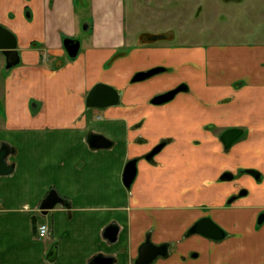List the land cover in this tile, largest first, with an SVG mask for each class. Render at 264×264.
<instances>
[{"label": "crops", "instance_id": "obj_1", "mask_svg": "<svg viewBox=\"0 0 264 264\" xmlns=\"http://www.w3.org/2000/svg\"><path fill=\"white\" fill-rule=\"evenodd\" d=\"M78 4L94 20L88 43L70 57L63 41L75 39L85 19ZM83 5L0 0V25L14 34L19 55L6 70L0 51V150L7 149L12 167L0 174V264H94L96 257L134 264L146 239L167 246V254L149 264H264V40L208 48L149 44V33L126 35L121 0ZM154 67L165 70L132 82L135 73ZM174 67L182 73L176 76ZM98 83L115 88L119 104L88 107L86 96ZM180 83L187 92L150 104ZM205 90L221 103L207 118L224 130L241 129V136L228 149L213 141V151L200 156L197 170L189 165L188 176L175 174L166 144L152 162L140 160L126 188V161L177 136L164 121L179 107L176 100H183L186 141L192 129L201 130ZM91 134L110 146L90 147ZM240 169L246 173L237 176ZM188 178L197 185L184 186ZM50 190L62 203L43 213L39 205ZM203 217L221 227L224 238L187 234ZM42 224L48 230L40 235ZM110 224L118 227L113 242L104 237Z\"/></svg>", "mask_w": 264, "mask_h": 264}, {"label": "rangeland", "instance_id": "obj_2", "mask_svg": "<svg viewBox=\"0 0 264 264\" xmlns=\"http://www.w3.org/2000/svg\"><path fill=\"white\" fill-rule=\"evenodd\" d=\"M75 1L77 4L78 0ZM121 2L124 13L122 23L129 38L136 34L168 32L171 35L170 39L160 40L161 42L170 47L186 46L191 48H208L211 44L220 43H254L264 40V0H243L241 2L228 0H121ZM86 5H88V0H84L83 6L86 7ZM79 9L80 4L76 5V10L78 13L83 11L84 14L81 17L85 19L81 22L74 40L79 44H84L88 43L90 39V30L85 31L84 23H91L94 18L91 17L89 9ZM178 65L176 64V67H179ZM176 67H174V71L178 76L182 73V69ZM141 72L143 71L138 73ZM185 78H188V75ZM224 79L226 78L223 73V78H220V81L222 82ZM139 81L142 82V80ZM191 84H194L193 81ZM154 91L155 88H152L147 93ZM162 94L164 93L154 96ZM208 94V91L205 90L203 105L207 111L200 114L201 119L198 121L202 128L201 130L192 129L191 137L193 138L190 143L186 141L188 138L183 136L185 130H183L182 119L185 114L182 110L183 100L181 98L176 100L174 106L175 108L179 107L172 109L169 115L167 114L168 117L164 118V121L169 125L168 130L177 135L166 140V144H170L173 148L171 151L172 157L176 161L175 174L181 172L188 176L186 170L189 165L191 169L197 170L200 165L195 163L201 161L200 156L213 151L216 144L212 142L219 141L221 133L225 131L224 127L217 125L213 116L207 118L215 114L216 106L221 105L217 98L208 96ZM178 149L179 151H177ZM241 171L246 173V170L240 169L237 176L242 175ZM193 172L190 173L191 176H193ZM188 181L189 183H185L184 186L190 187V185L198 183V179L188 178ZM228 201L232 202L233 199ZM202 212L207 213L205 209Z\"/></svg>", "mask_w": 264, "mask_h": 264}, {"label": "water", "instance_id": "obj_3", "mask_svg": "<svg viewBox=\"0 0 264 264\" xmlns=\"http://www.w3.org/2000/svg\"><path fill=\"white\" fill-rule=\"evenodd\" d=\"M17 43L16 38L13 33L5 29L0 25V51L5 57V69L17 65L19 63V55L16 49ZM79 43L78 41H73L70 39H64L63 47L66 53L70 57H74L77 54ZM157 70H153L147 74V72L138 73L140 76H135L133 80L143 79L149 75L157 73ZM184 86H179L173 90H170L162 95L155 96L150 103L154 105H160L166 103L173 99L176 93L184 91ZM86 105L88 107L94 108H106L109 106H114L119 104L120 96L115 88L112 86L98 83L95 84L86 96ZM242 134L241 129L230 128L226 129L222 135L221 140L223 142L224 148L228 149L232 143L238 139ZM88 142L92 148H106L110 146V141L101 135H89ZM162 145H159L154 149L152 153L160 150ZM7 155V149L5 147L0 150V174H8L12 170V167L8 166L5 158ZM136 175V165L135 160L129 161L124 167L123 171V185L129 187L130 183L133 181ZM62 199L57 195L54 190H50L46 197L42 200L39 205L40 210L45 213L48 210L54 208L56 204H61ZM263 216L258 218V224L261 223ZM118 227L114 224H110L104 230V237L108 241H114ZM187 234H200L202 236L219 240L224 238L225 232L214 223L210 218L203 217L196 221L194 225L189 229ZM167 254L166 245H154L148 239L144 241L138 250V257L135 260V264H149L158 256H165ZM94 264H111V259L109 257H96L94 259Z\"/></svg>", "mask_w": 264, "mask_h": 264}, {"label": "flooded vegetation", "instance_id": "obj_4", "mask_svg": "<svg viewBox=\"0 0 264 264\" xmlns=\"http://www.w3.org/2000/svg\"><path fill=\"white\" fill-rule=\"evenodd\" d=\"M25 15L27 16V17H29L30 16V12L28 11V10H26L25 11ZM91 27H90V23H84V29H85V31H89V29H90ZM170 37H171V35H169V33L167 32V33H163V34H149L146 38L149 40V44H151V43H155V42H159L160 40H167V39H170ZM66 39H68V38H66ZM70 40H73V41H75L74 39H70ZM79 43V42H78ZM153 70H157L158 72L157 73H155V74H152V75H149L148 77H152V76H154V75H157V74H159V73H161L163 70H165V68L164 67H154V68H151V69H148V70H145V71H143V72H147V74L149 73V72H151V71H153ZM142 73V72H141ZM141 74H138V72H137V74L135 73V75L132 77V82H136V81H139V80H142V81H145V80H148V79H150V78H148V77H145V78H143V79H139V80H133L134 79V77L135 76H140ZM140 82V81H139ZM184 86V88H185V92H187L188 91V86L185 84V83H180V84H178V85H176L174 88H172V89H169V90H167L166 92H168V91H170V90H173V89H175V88H178L179 86ZM184 91H181V92H184ZM166 92H162V93H166ZM181 92H178V93H176L175 94V96L177 95V94H179V93H181ZM175 96L173 97V99L175 98ZM155 97V96H154ZM154 97H152L151 99H150V101L154 98ZM172 99V100H173ZM172 100H170V101H172ZM169 102V101H168ZM168 102H166V103H168ZM151 104V103H150ZM163 104H165V103H163ZM163 104H160V105H163ZM151 105H154V104H151ZM155 106V105H154ZM157 106V105H156ZM223 133V132H222ZM222 133H221V135H222ZM221 135H220V139H221ZM142 139H138V142L139 143H142ZM222 141V140H221ZM223 143V142H222ZM159 145H162V147L160 148V150L159 151H157V152H155V153H152L153 151H154V149L156 148V147H158ZM165 145H166V140H162V141H160L159 143H157L156 145H154L151 149H149L147 152H145V153H143V154H141V155H138V157H134V158H131V159H128L127 161H126V163H125V165H124V167L126 166V164L129 162V161H131V160H135V165H136V175H135V177H134V179H133V181L130 183V186L132 185V183L134 182V180H135V178H136V176H137V173H138V163L140 162V160H145V161H147V162H152L153 161V158L165 147ZM124 167H123V171H124ZM122 176H123V172H122ZM122 182H123V180H122ZM130 186L129 187H126V188H130ZM112 262V261H111ZM134 264H135V262H134Z\"/></svg>", "mask_w": 264, "mask_h": 264}, {"label": "built area", "instance_id": "obj_5", "mask_svg": "<svg viewBox=\"0 0 264 264\" xmlns=\"http://www.w3.org/2000/svg\"><path fill=\"white\" fill-rule=\"evenodd\" d=\"M47 226L46 225H39L38 226V233L40 234V235H43V234H45L46 232H47Z\"/></svg>", "mask_w": 264, "mask_h": 264}]
</instances>
